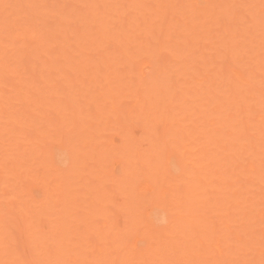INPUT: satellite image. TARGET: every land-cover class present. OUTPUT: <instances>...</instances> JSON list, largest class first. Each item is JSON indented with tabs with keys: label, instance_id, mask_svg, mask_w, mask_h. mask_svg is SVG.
<instances>
[{
	"label": "bare ground",
	"instance_id": "1",
	"mask_svg": "<svg viewBox=\"0 0 264 264\" xmlns=\"http://www.w3.org/2000/svg\"><path fill=\"white\" fill-rule=\"evenodd\" d=\"M0 264H264V0H0Z\"/></svg>",
	"mask_w": 264,
	"mask_h": 264
}]
</instances>
